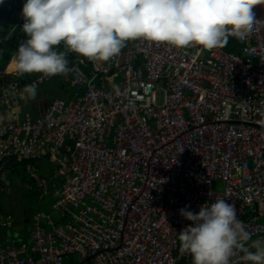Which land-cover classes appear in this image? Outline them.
Returning <instances> with one entry per match:
<instances>
[{"label":"built area","instance_id":"obj_1","mask_svg":"<svg viewBox=\"0 0 264 264\" xmlns=\"http://www.w3.org/2000/svg\"><path fill=\"white\" fill-rule=\"evenodd\" d=\"M233 39L243 56L138 39L108 62L69 53L66 76L32 79L66 80L75 98L0 122V185L13 159L54 166L37 184L50 211L33 216L30 247L0 240V264H192L179 210L219 198L264 238V47L260 30ZM16 85L0 108L27 97Z\"/></svg>","mask_w":264,"mask_h":264},{"label":"clouds","instance_id":"obj_2","mask_svg":"<svg viewBox=\"0 0 264 264\" xmlns=\"http://www.w3.org/2000/svg\"><path fill=\"white\" fill-rule=\"evenodd\" d=\"M257 6H264V0H26L20 26L26 39L12 58L15 74L21 78L34 73L66 76L69 53L92 62H108L118 57L128 42L138 39L177 49L223 48L229 38L244 41L254 30L261 32L264 21L256 18ZM61 45L63 50L58 51ZM240 48L238 44L235 52L224 49L243 56ZM14 84L20 86L15 82L1 85L0 94ZM22 91L35 99L37 86L28 84ZM2 184L0 190L6 187ZM23 186L30 188L29 184ZM35 214L23 217L28 223L25 233L0 240L30 247L29 228ZM179 214L191 222L179 232V243L181 253L189 255L192 264H232V258L240 253L243 264H264V238L251 240V233L226 199L204 203L198 213L186 206ZM6 218L10 219L9 215ZM9 223L0 214V226Z\"/></svg>","mask_w":264,"mask_h":264},{"label":"trees","instance_id":"obj_3","mask_svg":"<svg viewBox=\"0 0 264 264\" xmlns=\"http://www.w3.org/2000/svg\"><path fill=\"white\" fill-rule=\"evenodd\" d=\"M26 2V0H4L3 4H0V86L2 87L7 82H15L19 85H25L28 84L33 78L30 74H26L24 77H18L16 74H5L4 68L9 63L11 58L15 55L21 39H26L25 34L22 32L20 26L21 24L16 22V19L10 18V15L14 10H22L23 4ZM16 22V23H15ZM12 33L9 34V31L12 30ZM9 34V35H8ZM131 42H128L127 46L131 45ZM223 48L234 51L238 48V44L234 39L229 38V41L226 46ZM57 50H63V46H59ZM72 87V86H71ZM75 89V88H74ZM2 89H0L1 92ZM76 91V90H75ZM74 99V98H73ZM65 100L70 101L72 99L65 98ZM40 161L41 163H39ZM44 164H48L51 166V164L48 162L47 155H43L34 158L24 159L21 161H17L16 159H13L10 161L8 165L5 166V169L7 172H10L11 174L16 176L15 181L12 182L13 187H16L15 182L18 181L20 192L24 193L27 191H32L37 193L38 198L40 196L39 191L37 190V184L40 178L44 177L46 175ZM28 166H31L28 168ZM31 168L34 169L37 176H40L39 178H36L35 176H32L30 172H28V169L31 170ZM21 171L22 173H19ZM6 172V173H7ZM18 178V179H17ZM22 182V186L21 183ZM29 184L30 188L26 189L23 185ZM1 193V192H0ZM50 200L51 198L48 197ZM52 203V200H51ZM46 205L45 209L42 211L49 212L50 211V205ZM31 207H26L24 210L25 218L29 219L32 214H34L36 211L32 212ZM0 212H4V200L2 199V194H0ZM26 222V221H25ZM3 239V238H2Z\"/></svg>","mask_w":264,"mask_h":264},{"label":"rangeland","instance_id":"obj_4","mask_svg":"<svg viewBox=\"0 0 264 264\" xmlns=\"http://www.w3.org/2000/svg\"><path fill=\"white\" fill-rule=\"evenodd\" d=\"M21 11L22 10H14L10 15V18L16 19L15 21L19 23ZM12 31L13 29L9 31V34L12 33ZM8 71L10 70L8 69ZM63 81L66 82V80ZM68 86L71 88V96H69L68 98L73 99L75 98V89L70 85ZM28 172L36 174L34 170H30V169H28ZM19 173L22 172L19 171ZM5 178L6 181L2 185L6 187L4 188V190H0L1 191L0 194H2V199L4 200V212H0V214H2L5 222L9 221L10 223L9 225L0 226V238L2 237L5 240H10L12 237H15L18 233L21 232L25 233L27 230L28 223L24 222L23 219V217L25 216L24 210L26 209V207L30 206L32 209L30 211L32 212L36 211L37 214L42 212V210L45 209L46 205H49L51 203V200L53 202V199L50 197L51 198L50 200L48 198L49 196L47 197L43 196L41 193L39 196L41 198H38L37 193L34 194V192L32 191H27L23 195V193L20 192V189H18L19 187L18 181L15 182L16 187H13L12 185V182L15 181L16 179L15 175L11 174L10 172H7L5 174ZM20 183L22 186L21 181ZM7 215H9L10 219L6 218ZM73 259L74 261H76L77 256H74Z\"/></svg>","mask_w":264,"mask_h":264},{"label":"crops","instance_id":"obj_5","mask_svg":"<svg viewBox=\"0 0 264 264\" xmlns=\"http://www.w3.org/2000/svg\"><path fill=\"white\" fill-rule=\"evenodd\" d=\"M12 58L3 70L5 74H15L14 63ZM8 69L10 71H8ZM30 75L32 78H34L38 75V73ZM69 96H71V88L68 86V84L62 79L54 77L50 81L45 82L42 86L37 89V95L35 99L27 97L21 100L16 107L0 108V122L17 121L24 117L26 114L37 116L51 100L55 98H68ZM50 164L51 166L48 164H44V169L46 173L45 176L51 173V168L53 170L54 166L52 165V163ZM37 190L39 191L38 187Z\"/></svg>","mask_w":264,"mask_h":264},{"label":"water","instance_id":"obj_6","mask_svg":"<svg viewBox=\"0 0 264 264\" xmlns=\"http://www.w3.org/2000/svg\"><path fill=\"white\" fill-rule=\"evenodd\" d=\"M258 16L260 21H264V6H257ZM262 43L264 47V28L261 29Z\"/></svg>","mask_w":264,"mask_h":264}]
</instances>
